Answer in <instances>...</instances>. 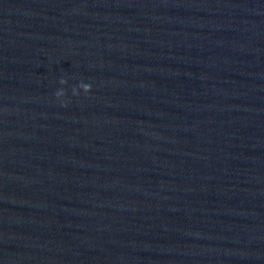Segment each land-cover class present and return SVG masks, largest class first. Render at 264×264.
Instances as JSON below:
<instances>
[{
    "label": "water",
    "instance_id": "obj_1",
    "mask_svg": "<svg viewBox=\"0 0 264 264\" xmlns=\"http://www.w3.org/2000/svg\"><path fill=\"white\" fill-rule=\"evenodd\" d=\"M0 264H264V0H0Z\"/></svg>",
    "mask_w": 264,
    "mask_h": 264
},
{
    "label": "clouds",
    "instance_id": "obj_2",
    "mask_svg": "<svg viewBox=\"0 0 264 264\" xmlns=\"http://www.w3.org/2000/svg\"><path fill=\"white\" fill-rule=\"evenodd\" d=\"M60 83H66V80L61 79ZM91 91V85L90 84H84V93L88 94ZM73 95H79V92H76L75 90L73 91ZM55 96L57 99H61L65 96V91L64 89H59L55 93ZM66 106V105H65Z\"/></svg>",
    "mask_w": 264,
    "mask_h": 264
}]
</instances>
